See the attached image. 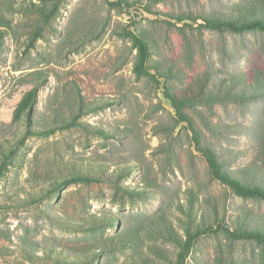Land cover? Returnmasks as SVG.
<instances>
[{
    "label": "rangeland",
    "instance_id": "1",
    "mask_svg": "<svg viewBox=\"0 0 264 264\" xmlns=\"http://www.w3.org/2000/svg\"><path fill=\"white\" fill-rule=\"evenodd\" d=\"M246 1L0 0V264H264L263 245L224 231L264 229V201L214 179L200 149L264 184L252 138L264 98L210 93L264 79V32L190 18ZM126 31L147 43L154 78L134 73Z\"/></svg>",
    "mask_w": 264,
    "mask_h": 264
},
{
    "label": "trees",
    "instance_id": "2",
    "mask_svg": "<svg viewBox=\"0 0 264 264\" xmlns=\"http://www.w3.org/2000/svg\"><path fill=\"white\" fill-rule=\"evenodd\" d=\"M193 22L200 20L198 27L206 29L208 31H213L219 34L223 33H243L246 31H259L264 32V0H247L245 4H235L231 9L222 13L221 15L210 14L209 16L200 15L197 17L190 16ZM183 18H179L181 20ZM126 35L132 41L134 48L137 50V61L134 65L133 71L137 76H148L154 78V75L150 73V68L146 65L148 60V47L147 43L133 33L132 31H126ZM247 78H243L246 80ZM243 80L240 82H243ZM158 84V81L155 79ZM215 90H210V93L216 92L218 96L226 97L227 100L231 102H243L245 100L251 99H261L264 98V79L257 76L253 77L250 82L243 83L239 86V82H234L233 77L227 79V81H222L215 87ZM38 95V88L34 86L27 90L17 103L14 112L13 120H19L26 113L32 110L36 103ZM166 99H168L171 105L176 110V113L180 121H187L189 125L190 118L186 116L183 112L185 101L174 94H169L168 91H164ZM255 130V129H254ZM263 130V129H262ZM191 131H193L196 136V143L198 144L197 130L192 126ZM252 138L257 145V148L261 155L264 156V133L260 130L253 131ZM201 152L204 154L205 159L208 163L211 176L218 180L220 183L228 186L237 196L241 198H253L261 199L264 201V184H259L256 182H245L239 177V171H232L231 169L223 168L222 160L219 159V155L209 147L200 148ZM255 165L252 161L247 168L251 169ZM264 168V164L257 165ZM258 176L261 180H264V171L260 169L258 171ZM88 178H84L90 180ZM228 236L233 240L245 239L254 241L258 244L264 246V229L262 228H246L245 226L235 228L230 231L228 228L224 229ZM191 238L185 243L183 251L187 252L191 244ZM176 264H181L179 261Z\"/></svg>",
    "mask_w": 264,
    "mask_h": 264
}]
</instances>
